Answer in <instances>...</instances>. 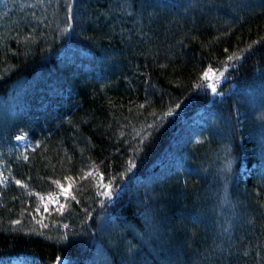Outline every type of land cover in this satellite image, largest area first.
Returning a JSON list of instances; mask_svg holds the SVG:
<instances>
[{
    "label": "trees",
    "instance_id": "1",
    "mask_svg": "<svg viewBox=\"0 0 264 264\" xmlns=\"http://www.w3.org/2000/svg\"><path fill=\"white\" fill-rule=\"evenodd\" d=\"M0 178V259L264 264V0H0Z\"/></svg>",
    "mask_w": 264,
    "mask_h": 264
},
{
    "label": "rangeland",
    "instance_id": "2",
    "mask_svg": "<svg viewBox=\"0 0 264 264\" xmlns=\"http://www.w3.org/2000/svg\"><path fill=\"white\" fill-rule=\"evenodd\" d=\"M209 76L211 78H206L205 80L207 81V85L206 87L209 89V85L210 84H214L215 88L217 87L218 84V80L221 78L220 75L214 74V73H209ZM218 77V79H217ZM211 92L213 94H216V91L213 92L212 89L210 88ZM23 136V135H21ZM24 137V136H23ZM16 143L17 146L20 148H23L25 146L29 145L28 139L27 137H25L24 140H18L16 138ZM0 183H1V178H0ZM61 207V203H60V198H56V197H48L47 199H45L44 201V208L45 207ZM66 261H64L63 259H60L58 261V264H65ZM0 264H36L35 259L33 260L31 257H27V256H23V257H12L10 259H0Z\"/></svg>",
    "mask_w": 264,
    "mask_h": 264
},
{
    "label": "snow or ice",
    "instance_id": "3",
    "mask_svg": "<svg viewBox=\"0 0 264 264\" xmlns=\"http://www.w3.org/2000/svg\"><path fill=\"white\" fill-rule=\"evenodd\" d=\"M236 58L239 59V56H237ZM228 59L231 60L232 57H229ZM211 71H212L211 69H209L208 71H205V72H204V77H205V78H211V77L209 76V73H210ZM220 75L222 76L223 73H221ZM217 79H218V77H217ZM209 87L212 89L213 92L216 91V88H215L214 84H210ZM168 115H171V112H169ZM149 127H152V125H149ZM17 139H18V140H24L25 137H23V136H17ZM25 160H27V157H26V156H25ZM17 183L19 184L20 182L17 181ZM61 191L66 193V190L63 189V188L61 189ZM102 194H103V195H106V196L111 195L110 191H105V192H103ZM62 207H63V205H61V208H62ZM44 211H48L47 207H45ZM17 223H18V221H17ZM65 227H67V226H65Z\"/></svg>",
    "mask_w": 264,
    "mask_h": 264
}]
</instances>
